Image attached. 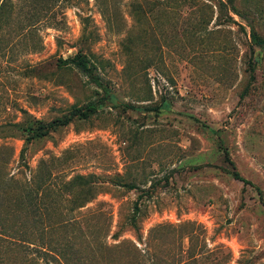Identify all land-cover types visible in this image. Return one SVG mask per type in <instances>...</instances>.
Segmentation results:
<instances>
[{"label":"rangeland","instance_id":"374dc122","mask_svg":"<svg viewBox=\"0 0 264 264\" xmlns=\"http://www.w3.org/2000/svg\"><path fill=\"white\" fill-rule=\"evenodd\" d=\"M252 32L264 0H0V264H264Z\"/></svg>","mask_w":264,"mask_h":264},{"label":"trees","instance_id":"16d2710c","mask_svg":"<svg viewBox=\"0 0 264 264\" xmlns=\"http://www.w3.org/2000/svg\"><path fill=\"white\" fill-rule=\"evenodd\" d=\"M251 39H252V43H254L256 45L264 44V37L257 35L255 32L251 33ZM62 61H63V64L72 63L78 70H80L84 74L90 76V78L94 77L93 76V68L95 66L91 62L87 53H82L81 51H79L73 58L65 59ZM98 83H100V82H98ZM96 108H97V106H96L95 102H89V103L82 105V106H74L68 112V114L52 120L46 126H41L43 128V130H42L43 132H41V133L42 134L46 133L48 127L55 128L58 126L67 125L72 121L73 118H76V117L77 118H87L89 116L90 112L95 111ZM232 172H233L232 174L235 178L240 179L241 181H243L246 184L251 183L249 180H247L243 176H241V174L236 170V168H234V170ZM136 211H137V208H136Z\"/></svg>","mask_w":264,"mask_h":264}]
</instances>
